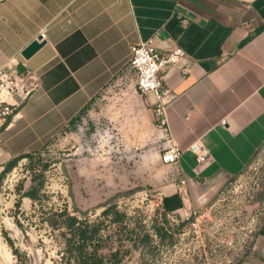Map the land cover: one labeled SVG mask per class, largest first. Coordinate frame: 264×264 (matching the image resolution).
<instances>
[{
  "label": "crops",
  "instance_id": "obj_1",
  "mask_svg": "<svg viewBox=\"0 0 264 264\" xmlns=\"http://www.w3.org/2000/svg\"><path fill=\"white\" fill-rule=\"evenodd\" d=\"M39 37L43 47L25 59ZM150 40L160 52L186 53L165 76L168 129L155 127V99L140 94L129 63L131 47ZM13 60L38 75L40 89L19 117L0 121V191L13 171L53 166L76 218L153 189L182 219L264 158V0H0V69ZM197 143L210 154L204 165L188 150ZM173 144L184 150L182 191L162 162ZM42 188L18 192L39 197ZM263 233L241 264H264ZM150 244L140 238L100 254L119 249L121 264H147Z\"/></svg>",
  "mask_w": 264,
  "mask_h": 264
},
{
  "label": "built area",
  "instance_id": "obj_2",
  "mask_svg": "<svg viewBox=\"0 0 264 264\" xmlns=\"http://www.w3.org/2000/svg\"><path fill=\"white\" fill-rule=\"evenodd\" d=\"M185 56L186 53L181 48L160 52L152 40L131 47L129 63L137 72L139 92L143 97L152 95L155 99L152 111L157 129L169 128L166 113L170 99L164 82L166 73L184 60ZM12 62L9 69H0L2 122L19 117L21 109L40 89L36 73H21L17 70L18 62ZM188 150L195 156L198 165L209 162L210 154L204 145L193 144ZM183 153L184 150L176 144L162 152V162L172 166L177 172L179 191L187 185L180 167ZM262 159L260 165L253 163L246 177L238 179L219 193L210 205L192 211L182 219L166 211L162 194L153 189H146L132 197L119 198L113 208L124 211L130 204L136 203L137 208L148 213V221L163 228L169 236V240L165 239L164 243L167 245L166 253H162L166 259L164 264H241L253 249L257 236L264 230V158ZM60 210L73 216L66 206H60ZM101 213L91 212L88 218H96ZM102 234L104 233L99 237L102 239L100 244L103 249L106 237ZM148 235L154 246L164 245L157 229L150 230ZM117 241L116 243L125 244L138 241V237ZM66 249L65 239L56 257L65 260ZM122 254L125 260L129 259L124 251ZM105 260L107 264H112L110 258Z\"/></svg>",
  "mask_w": 264,
  "mask_h": 264
},
{
  "label": "rangeland",
  "instance_id": "obj_3",
  "mask_svg": "<svg viewBox=\"0 0 264 264\" xmlns=\"http://www.w3.org/2000/svg\"><path fill=\"white\" fill-rule=\"evenodd\" d=\"M262 161V157H258L254 164L260 165ZM63 176L57 174L56 167L34 166L22 167L5 177L0 191V264H66V259L57 258L56 254L60 253L66 235H72L67 227L70 217L77 219L76 227L81 230L98 228L103 232L106 237L104 248L107 249H111L117 239L122 241L136 236L143 240L144 235L159 226L148 221V213L137 208L136 203L124 211L107 210L93 219H79L61 212L60 206H66L65 197L60 192L65 185ZM33 185L43 186V192L35 201L24 196ZM19 190L24 192L20 194ZM115 213L124 215L125 219L113 221ZM166 247L165 244H150L151 258L147 264H164L166 259L162 253H166Z\"/></svg>",
  "mask_w": 264,
  "mask_h": 264
},
{
  "label": "trees",
  "instance_id": "obj_4",
  "mask_svg": "<svg viewBox=\"0 0 264 264\" xmlns=\"http://www.w3.org/2000/svg\"><path fill=\"white\" fill-rule=\"evenodd\" d=\"M36 190V189H35ZM38 190L26 193L27 197L32 199H38L37 196ZM113 208L109 209L107 212L112 211ZM59 217H62L60 215ZM54 219V218H53ZM125 219L124 215L115 213V217L113 221L120 222ZM77 219L75 218H68L67 219V227L69 231L72 233L71 237H67V260L71 258H75L77 264H107L105 258L100 254V250L102 249V239H100V230L98 228L94 229H84L81 230L76 227ZM158 234L163 237L166 233L157 229ZM264 234V233H263ZM150 236L148 234L144 235L142 242L149 241ZM99 241V243L97 242ZM110 262L112 264H121L122 263V256L119 252L113 254L110 258Z\"/></svg>",
  "mask_w": 264,
  "mask_h": 264
},
{
  "label": "water",
  "instance_id": "obj_5",
  "mask_svg": "<svg viewBox=\"0 0 264 264\" xmlns=\"http://www.w3.org/2000/svg\"><path fill=\"white\" fill-rule=\"evenodd\" d=\"M42 38L39 37L37 41H34L31 43L22 53V56L25 59L31 58L35 53H37L44 45L43 42H41Z\"/></svg>",
  "mask_w": 264,
  "mask_h": 264
}]
</instances>
